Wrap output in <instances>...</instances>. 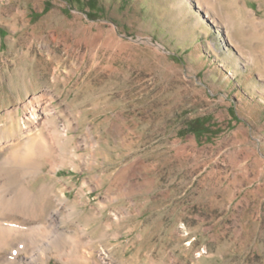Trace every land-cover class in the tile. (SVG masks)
<instances>
[{"label": "rangeland", "instance_id": "rangeland-1", "mask_svg": "<svg viewBox=\"0 0 264 264\" xmlns=\"http://www.w3.org/2000/svg\"><path fill=\"white\" fill-rule=\"evenodd\" d=\"M92 6L0 0V140L43 145L30 190L65 244L92 264H264V0Z\"/></svg>", "mask_w": 264, "mask_h": 264}, {"label": "bare ground", "instance_id": "bare-ground-1", "mask_svg": "<svg viewBox=\"0 0 264 264\" xmlns=\"http://www.w3.org/2000/svg\"><path fill=\"white\" fill-rule=\"evenodd\" d=\"M24 129L10 140H0V264H49L51 259L60 264H92L90 256L75 251L73 241L65 244L58 216L48 208L51 198L46 186L36 194L30 190V180L40 175L45 152L43 145L24 140L30 131ZM50 236L51 241H46ZM98 258L102 263L106 260L104 253Z\"/></svg>", "mask_w": 264, "mask_h": 264}, {"label": "trees", "instance_id": "trees-1", "mask_svg": "<svg viewBox=\"0 0 264 264\" xmlns=\"http://www.w3.org/2000/svg\"><path fill=\"white\" fill-rule=\"evenodd\" d=\"M91 3L93 4V6H92V7H94V8H95V6H96V0H91ZM101 11H102V9H101ZM191 131L195 132V131H196V129H191Z\"/></svg>", "mask_w": 264, "mask_h": 264}]
</instances>
